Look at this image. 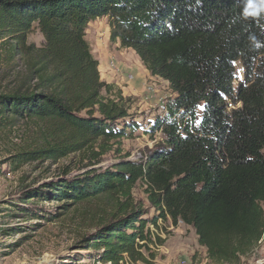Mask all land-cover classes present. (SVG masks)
<instances>
[{
  "label": "trees",
  "instance_id": "obj_1",
  "mask_svg": "<svg viewBox=\"0 0 264 264\" xmlns=\"http://www.w3.org/2000/svg\"><path fill=\"white\" fill-rule=\"evenodd\" d=\"M104 18L111 45L133 50L175 96L152 124L163 141L146 160L110 168L101 166L109 145L143 125L122 91L101 80L86 37ZM35 30L42 48L27 43ZM8 40L33 57L37 83L0 94V129L29 122L47 133L45 148L18 151L14 165L83 153L87 162L83 173L26 196L58 202V211L101 199L116 205L110 222L80 243L81 261L151 264L150 245L164 241L147 226L158 220L193 228L211 264H242L252 254L264 234V0H0V41ZM237 62L245 70L238 88ZM139 184L159 214L153 219L134 201ZM27 202L13 204L12 216L63 214Z\"/></svg>",
  "mask_w": 264,
  "mask_h": 264
},
{
  "label": "rangeland",
  "instance_id": "obj_2",
  "mask_svg": "<svg viewBox=\"0 0 264 264\" xmlns=\"http://www.w3.org/2000/svg\"><path fill=\"white\" fill-rule=\"evenodd\" d=\"M88 42L100 63L101 80L122 91L123 96L130 101V113L143 125L132 137L112 142L110 150L102 157L101 166L110 168L126 157L130 161L142 162L163 141L161 131L151 132L152 124L157 118L166 116V105L175 96L167 82L149 78L148 70L133 50H122L119 44L111 45L108 20L98 23L90 32ZM8 43L9 40L0 41V94L32 88L37 83L33 82L30 74L33 57L17 54ZM27 43L42 48L44 38L35 30ZM235 68V87L238 88L245 80V70L241 62H237ZM46 134L44 128L29 122L0 129V264H96L92 259L81 261L78 258L87 255L79 245L85 237L110 222L116 208L115 202L101 199L75 205L68 211H58L62 206L58 202H45L41 198L33 200L31 196H26L30 190L46 191L43 186L50 182L83 173L87 163L85 154L71 155L65 159H43L17 166L12 161L18 151L29 147L37 149L41 145L45 148ZM145 190L146 186L139 184L133 192L134 201L149 210L148 218L153 219L159 214L151 208ZM22 197L28 199L27 205L30 207L38 206L39 209L57 213V217L59 213L63 214L53 220L12 216L16 212L13 204H20ZM158 225L147 226L153 241L157 238L164 241L162 246L150 245L155 254L151 264H183L185 259L189 264L205 262L204 252L193 228L181 222L174 227L163 220H158ZM247 259L244 264H254ZM207 264L211 262L208 260Z\"/></svg>",
  "mask_w": 264,
  "mask_h": 264
},
{
  "label": "built area",
  "instance_id": "obj_3",
  "mask_svg": "<svg viewBox=\"0 0 264 264\" xmlns=\"http://www.w3.org/2000/svg\"><path fill=\"white\" fill-rule=\"evenodd\" d=\"M261 253H263V255ZM248 259H247L248 262L253 261L254 264H264V234H263V237L261 238V240L258 242V244H257L256 248L254 249V251L252 252V254L248 257ZM207 262H206V264H207Z\"/></svg>",
  "mask_w": 264,
  "mask_h": 264
},
{
  "label": "crops",
  "instance_id": "obj_4",
  "mask_svg": "<svg viewBox=\"0 0 264 264\" xmlns=\"http://www.w3.org/2000/svg\"><path fill=\"white\" fill-rule=\"evenodd\" d=\"M105 20H107L106 18H104V19H98V20H96L95 22H93V23H91L90 24V26H89V30H88V32H87V38H88V40H89V34H90V32L91 31H93L94 30V28L98 25V23L99 22H102V21H105ZM116 45V44H115ZM120 48V47H119ZM123 50V49H122ZM105 61V63H106V61H107V59H105L104 60ZM141 62V61H140ZM148 72V71H147ZM148 76H149V78H156V77H153V76H151V74L148 72ZM165 82V81H164ZM201 250H202V252H204V255H205V262H207L208 261V259H207V254H206V250L204 249V248H201ZM185 254H186V252H185ZM243 260V262H242V264H244L245 262H246V258H243L242 259ZM205 262L203 263V264H205ZM182 263L183 264H189V261L188 260H184V261H182ZM180 264V263H179ZM202 264V263H201Z\"/></svg>",
  "mask_w": 264,
  "mask_h": 264
}]
</instances>
